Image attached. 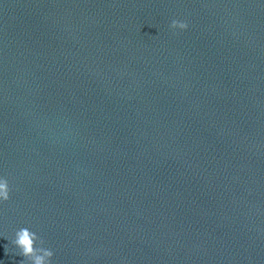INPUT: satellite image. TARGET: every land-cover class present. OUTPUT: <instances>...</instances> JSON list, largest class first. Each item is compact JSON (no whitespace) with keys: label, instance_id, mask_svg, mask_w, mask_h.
<instances>
[{"label":"water","instance_id":"water-1","mask_svg":"<svg viewBox=\"0 0 264 264\" xmlns=\"http://www.w3.org/2000/svg\"><path fill=\"white\" fill-rule=\"evenodd\" d=\"M0 175V264H264V0H0Z\"/></svg>","mask_w":264,"mask_h":264},{"label":"clouds","instance_id":"clouds-1","mask_svg":"<svg viewBox=\"0 0 264 264\" xmlns=\"http://www.w3.org/2000/svg\"><path fill=\"white\" fill-rule=\"evenodd\" d=\"M170 28L184 31L188 28V24L180 20H173ZM10 192L8 180L0 175V205L10 199ZM4 238L9 240L7 237ZM9 243L10 246L5 245V253L11 251L14 255L22 256L24 259L21 264H52L54 252L45 247V241L28 227H20L15 230Z\"/></svg>","mask_w":264,"mask_h":264}]
</instances>
